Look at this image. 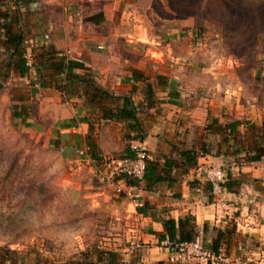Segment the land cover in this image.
I'll return each mask as SVG.
<instances>
[{
	"label": "rangeland",
	"instance_id": "obj_1",
	"mask_svg": "<svg viewBox=\"0 0 264 264\" xmlns=\"http://www.w3.org/2000/svg\"><path fill=\"white\" fill-rule=\"evenodd\" d=\"M112 1L120 10L110 9L102 29L111 40L102 36L93 50L116 55L128 75L138 72L142 93L149 86L155 101L145 106L153 111L144 110L134 95L142 126L153 121L152 114L173 110L164 105L172 86L179 107L191 113L177 117L172 135L160 137L163 143L202 154L222 148L220 163H213L224 173L225 150L239 151L243 160L258 152L264 142V0ZM29 7L20 6L25 9L18 25L30 64L40 47L30 41L37 28ZM12 10L8 0H0V40L1 24ZM4 60L0 50V65ZM41 74L52 75L50 70ZM59 79L47 78L48 89H41L32 70L20 78L12 69L0 80V264H99L125 244L126 254L139 256L143 244L130 246L125 239L135 223L131 206L119 205L132 194L116 193L103 178L108 162L123 157L135 142L132 133L123 124L101 120L96 104L85 106L80 89ZM106 79L119 86L113 75ZM68 114L87 118L94 160L87 151L79 153L81 139L69 146L59 121L52 125ZM213 118L242 124L229 134ZM114 234L122 240L119 247L110 240Z\"/></svg>",
	"mask_w": 264,
	"mask_h": 264
},
{
	"label": "crops",
	"instance_id": "obj_2",
	"mask_svg": "<svg viewBox=\"0 0 264 264\" xmlns=\"http://www.w3.org/2000/svg\"><path fill=\"white\" fill-rule=\"evenodd\" d=\"M29 5L30 14L34 16L32 23L37 28L30 40L34 42V45L52 47L66 59L83 64L93 75L95 84L114 95H127L133 84L135 91L131 95V100L137 111L134 97L136 94L138 95L136 99L144 106V110L149 108V112L153 111L150 106L145 105L155 99L151 98V101L144 102L142 88L138 86V82H132L126 71L119 68L123 64L119 58L110 52L101 54L93 50V45L103 40L102 36L111 40L109 38L111 36L102 29L104 21L110 17V9L120 10L115 1L109 3L108 0H35ZM37 5L38 10L35 9ZM25 8L20 9L21 16H24L22 11ZM125 63H129L128 65L134 69L131 62ZM124 66L128 67L127 64ZM79 71L74 70V73L79 74ZM108 75H113L116 82L119 81V86H115L116 83L111 84L106 79ZM122 79L128 80L129 83L120 84ZM117 91L119 93H116ZM164 96L166 99V92ZM153 103L155 105V102ZM164 105L170 106L173 110L152 114L153 116H150L153 119L152 122L144 121L148 124L147 126H142L138 119L139 113L136 112L144 135L141 143L149 153V162L156 164V173L162 175L164 180L156 184L148 183V189L145 188V181L136 182L137 185L133 186L127 183V179L124 180L132 196L144 205V208L137 212L131 199L119 200V205L125 210L127 206H131L135 217V223L126 230L125 239L130 246L133 244L137 246L140 242L144 249L139 256L129 255L126 254L128 245L125 244L121 249L111 252L115 256L116 253H122L121 256L119 255L120 258L118 255L115 257V263H127V261L134 264H155L158 261L166 263L165 251L158 247V236L163 234L162 222L172 219L176 223L177 219L188 217L193 224L194 237H199L206 249L221 251L237 264H264V162L262 160L246 162L241 158L242 153L239 151L232 153L225 150V180L222 186V198L226 203V210L224 214L220 213L211 195L210 186L204 181L197 167L217 161L220 163L222 148L219 150L214 148L201 154L196 159L195 168L182 165L183 160L180 159L178 152L190 150L191 146L185 149L172 148L163 143L160 137L166 138L172 135L174 129L172 123L177 117L190 114L191 111H185L179 107V104L171 105L165 102ZM215 119H211L215 125L223 127L227 123L219 124L214 121ZM58 121L61 128L59 133H67V145L76 144L77 140L81 139L79 153L86 151L84 140L89 133H86L89 125L87 118L84 123H79L74 119L73 114H68L57 117L52 125ZM191 133L190 130L189 138H187L188 145H191ZM228 167L233 168L228 171ZM128 232L131 234L128 235ZM114 235L115 237L110 240L118 241L113 245L119 247L122 240L116 237V234ZM105 261L103 260V263Z\"/></svg>",
	"mask_w": 264,
	"mask_h": 264
},
{
	"label": "trees",
	"instance_id": "obj_3",
	"mask_svg": "<svg viewBox=\"0 0 264 264\" xmlns=\"http://www.w3.org/2000/svg\"><path fill=\"white\" fill-rule=\"evenodd\" d=\"M35 0H8L12 5V15L7 17V21L1 24V37L0 40V50L1 53L5 54V60L0 65V77L1 79L7 77L10 70H15L18 77L24 78L28 75L30 70L33 71L35 81L40 88H48L47 78H55L60 77L61 83H65L69 86H76L80 89V95L83 97L85 106H89L92 104H96V107L99 109L100 119L106 121H113L115 123L123 124L125 130L127 132L132 133L131 140L142 142L144 139V135L142 133V129L136 117V106L133 104L131 100V95L135 91V87L132 84L130 87V91L127 95H114L109 93L108 91L100 88L94 82L93 76L89 73V70L81 63L68 60L63 57L59 52L55 51L52 47H40L38 49V54L34 55L32 58V62L28 66L26 63V54L25 48L22 46L23 39L20 31V25H18V21L21 19L20 6L28 5L33 3ZM15 25V30L13 31L11 25ZM42 70H50L52 75L49 77H44L41 74ZM74 70H80L86 74H77L74 73ZM130 77L132 82H137L141 79L138 72L131 71ZM0 79V80H1ZM162 85V84H161ZM52 89L58 91L56 87H52ZM60 92V91H59ZM110 101V106H105L102 104V101ZM144 102L151 101L150 88L146 85L145 93H144ZM178 94L177 92L170 86L166 91V102L171 105H178ZM15 111L12 110V114L14 115ZM72 120V119H71ZM86 121L85 117H81L78 119L79 123H84ZM216 121V120H214ZM247 123V122H243ZM241 121H230L225 123L223 126L226 129L227 133L233 134L239 125H241ZM249 128L253 130V126L251 124ZM69 126V125H67ZM84 144L86 147L87 154L89 157L94 160L96 157V146L92 141L90 134L88 133L85 136ZM202 154L200 151L190 150H181L178 152V155L181 160H183L182 165L185 167H196V159ZM132 153L129 149H125L124 157H131ZM262 160L264 162V142L260 147V150L255 154H252L246 162L258 161ZM164 178L162 175L156 173V164L153 162H149L146 160L145 164V172L143 175L142 181L146 182L145 188L148 189V183L156 184L157 182L163 181ZM129 185H137V183L133 180H126ZM144 208L142 204L140 207L136 208L137 212H140ZM163 234L158 236V242L166 237L170 242H188L194 238L193 233V224L191 223V219L188 217L177 219L176 223L172 219H166L162 222ZM115 254L111 252H107V260L105 263L99 264H116L115 263ZM78 264V263H74ZM155 264H165L164 262H156Z\"/></svg>",
	"mask_w": 264,
	"mask_h": 264
},
{
	"label": "built area",
	"instance_id": "obj_4",
	"mask_svg": "<svg viewBox=\"0 0 264 264\" xmlns=\"http://www.w3.org/2000/svg\"><path fill=\"white\" fill-rule=\"evenodd\" d=\"M26 57V56H25ZM27 65L29 62L27 60ZM131 157L110 160L106 165L103 178L114 186L116 193L130 194L129 187L124 184L125 179L141 182L145 172L147 154L141 142L135 141L130 145ZM233 167H228V171ZM198 172L210 186L211 195L220 213L224 214L226 203L222 198V186L225 180L224 171L217 165L202 164L197 167ZM133 206L138 208L141 203L133 197ZM135 199V200H134ZM159 247L165 251V264H237L233 259L227 258L221 251L206 249L199 237L188 242H170L163 237L158 242Z\"/></svg>",
	"mask_w": 264,
	"mask_h": 264
},
{
	"label": "water",
	"instance_id": "obj_5",
	"mask_svg": "<svg viewBox=\"0 0 264 264\" xmlns=\"http://www.w3.org/2000/svg\"><path fill=\"white\" fill-rule=\"evenodd\" d=\"M0 87H1V83H0Z\"/></svg>",
	"mask_w": 264,
	"mask_h": 264
}]
</instances>
